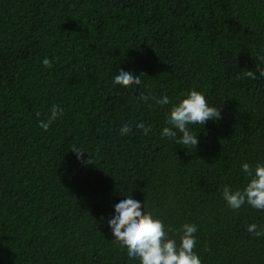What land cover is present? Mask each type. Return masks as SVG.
I'll return each mask as SVG.
<instances>
[{"label": "trees", "instance_id": "obj_1", "mask_svg": "<svg viewBox=\"0 0 264 264\" xmlns=\"http://www.w3.org/2000/svg\"><path fill=\"white\" fill-rule=\"evenodd\" d=\"M120 69L141 86L115 85ZM259 70L264 0H0V264H138L108 225L128 196L178 243L195 224L202 264H264V235L247 231L264 210L221 195L247 184L242 163L264 164ZM193 89L222 118L189 126L190 151L160 133ZM53 105L44 131L36 114Z\"/></svg>", "mask_w": 264, "mask_h": 264}, {"label": "clouds", "instance_id": "obj_2", "mask_svg": "<svg viewBox=\"0 0 264 264\" xmlns=\"http://www.w3.org/2000/svg\"><path fill=\"white\" fill-rule=\"evenodd\" d=\"M42 64L48 69L53 66L52 60L47 57L43 59ZM141 75H133L120 69L113 83L123 88L141 86ZM244 75L256 79V75L251 70H247ZM259 75L264 77V70H259ZM137 98L147 101L149 95L141 91ZM155 102L160 105L171 103L167 95L156 98ZM63 111L57 105H53L44 118H40L41 114L37 113L39 126L47 131L63 115ZM221 118L219 108L209 106L205 96L193 89L184 98L171 104L166 117L169 126L164 127L160 134L190 151L195 150L199 141L197 134H194L189 126H203L209 120L217 121ZM136 127L142 129L144 135L151 132V128L145 127L143 123L137 124ZM130 131L131 125L125 124L121 126L120 134L127 135ZM70 151L75 153L80 163L95 164L91 152L75 145ZM85 152L90 153L88 159L84 157ZM241 168L248 179L247 184L242 189L236 190L225 185L221 193L223 200L232 210H239L245 204L257 210H264V164L257 163L253 166L245 162L242 163ZM114 209L115 215L108 221L114 240L120 247L126 249L127 256L137 260L138 264H202L194 251L197 244L195 234L198 230L195 224L185 223L181 226L178 243L169 235L173 231L171 226L166 228L160 219L144 212L143 203L133 199L132 196L114 205ZM247 231L256 237L264 235V230H258V225L254 223L247 226Z\"/></svg>", "mask_w": 264, "mask_h": 264}]
</instances>
